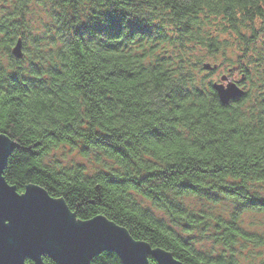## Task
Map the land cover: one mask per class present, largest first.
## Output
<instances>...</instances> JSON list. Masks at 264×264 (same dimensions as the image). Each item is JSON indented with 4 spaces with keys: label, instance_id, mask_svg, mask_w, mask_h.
Masks as SVG:
<instances>
[{
    "label": "trees",
    "instance_id": "16d2710c",
    "mask_svg": "<svg viewBox=\"0 0 264 264\" xmlns=\"http://www.w3.org/2000/svg\"><path fill=\"white\" fill-rule=\"evenodd\" d=\"M113 13L127 26L95 27ZM205 60L243 75L245 95L221 103ZM0 133L15 144L3 175L18 192L39 185L81 220L104 215L185 264H240L231 247L251 237L239 212H264L250 188L264 183V0H0ZM59 145L101 168L47 161ZM219 195L237 206L228 218L184 202ZM199 226L219 254L186 236ZM89 264L121 262L102 251Z\"/></svg>",
    "mask_w": 264,
    "mask_h": 264
},
{
    "label": "water",
    "instance_id": "95a60500",
    "mask_svg": "<svg viewBox=\"0 0 264 264\" xmlns=\"http://www.w3.org/2000/svg\"><path fill=\"white\" fill-rule=\"evenodd\" d=\"M12 52L15 57H22L23 51L20 39L14 45ZM203 67L212 69L215 65L204 63ZM221 80L222 82H213L212 84L221 103L227 104L231 99L240 97L245 93V90L236 82L228 80L227 75H221ZM224 81L227 82L224 83ZM226 85H230V87H225ZM0 143L6 145V150L0 153V180L11 187L14 185L7 182L3 170L15 144L3 133H0ZM10 192L11 190L6 189L0 183V264H22L23 259L28 256L32 257V259H28L32 261V264H41V261L46 264L43 256L39 260V256L43 251H47L58 264H89L91 259L102 251L116 253L121 264H137L135 259L126 258L122 251L117 250L111 244L100 245L90 250L93 243L109 242V234L101 231L95 233L91 239H82L73 231L71 225L67 224L57 212L49 207L51 202L47 201L43 192H46L49 198L54 196L50 195L43 187L35 184L27 185L23 192H28L30 196L24 201H15L11 198ZM58 198L60 199L56 200L57 203L67 205L62 197ZM9 218L13 222V228L11 229L5 227L3 223L5 219ZM81 221L89 224L103 222L120 236L131 239L138 243L141 248L154 252L156 257H165L167 264H185L175 258L169 251L161 247L153 248L148 242L134 238L124 226L104 215H96ZM154 260L159 264L158 259ZM25 264H28L27 260Z\"/></svg>",
    "mask_w": 264,
    "mask_h": 264
},
{
    "label": "rangeland",
    "instance_id": "374dc122",
    "mask_svg": "<svg viewBox=\"0 0 264 264\" xmlns=\"http://www.w3.org/2000/svg\"><path fill=\"white\" fill-rule=\"evenodd\" d=\"M32 8L34 11H38L37 7ZM236 58L237 56L235 53L226 57V60L228 63L234 62V64H236ZM217 61H221V58ZM228 63L226 62V64ZM226 64L219 66V68L213 71L209 76V79L219 80L220 74L225 71ZM233 76L231 77L232 79L236 81L240 80V75L237 76V72ZM46 160L64 166L80 164L85 167L88 174H93L95 171L100 169L102 165V161L98 160L94 155L84 157L79 152L77 146L70 145H59L58 147L53 148L46 157ZM250 188L253 193H256L262 200H264V183H251ZM140 200L150 206L148 201L144 199ZM184 202L189 209L196 212H203L209 219L213 218L211 215H221L228 218L237 207L233 200L225 197L224 195H219L216 202H208L192 196L187 197ZM151 208L157 216L166 219L165 214L162 211L156 210L153 207ZM238 223L245 233H247L248 237H251V240L238 238L235 245L231 247V250L240 264H258L260 260L264 259V212L255 210H240ZM178 230L182 232L180 228H178ZM213 233L214 232L210 226H207V230L205 231L199 226L197 229L192 230L189 234H186V236L192 237L193 242L199 250L216 255L223 250V247L220 243L215 241ZM258 239L263 240V243H256L255 241ZM224 251L226 253L231 252L230 249Z\"/></svg>",
    "mask_w": 264,
    "mask_h": 264
},
{
    "label": "snow or ice",
    "instance_id": "6c2138e0",
    "mask_svg": "<svg viewBox=\"0 0 264 264\" xmlns=\"http://www.w3.org/2000/svg\"><path fill=\"white\" fill-rule=\"evenodd\" d=\"M127 23L128 22L125 20L122 13H113L110 15H102L100 19L95 21V27L98 30H106L118 33L123 27L127 26ZM225 87H230V85H226ZM5 150L6 145L4 143H0V153H3ZM0 183H2L6 189L11 190L10 196L15 201H24L30 196L28 192H17L15 186L10 187L6 185L2 180H0ZM43 193L47 201L51 202L49 207H51L55 212H57L67 224L71 225L73 231L77 233L82 239H91L95 233L101 231L107 232L109 234V242L93 243L90 250L100 245L111 244L114 245L117 250L122 251L125 254L126 258L135 259L137 261V264H150L151 259H158L159 264H167V259L165 257H156L154 252H151L146 248H141L138 243L134 242L131 239L120 236L115 232L114 229L109 228L107 224L103 222H93L89 224L87 222L81 221L80 217L74 214L67 205L56 202V200L60 198H49L46 192ZM3 223L5 227L9 229L13 228L12 219H5ZM90 250L88 251V255L90 253ZM41 256L51 258L56 262V264H58V262L47 251H43L40 254L39 260L41 259ZM28 259H32V257L28 256L24 258L22 264H25V261ZM41 264H43V261H41Z\"/></svg>",
    "mask_w": 264,
    "mask_h": 264
}]
</instances>
